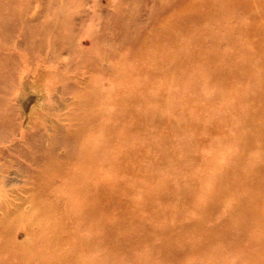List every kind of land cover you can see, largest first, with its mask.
<instances>
[{"label":"rangeland","instance_id":"374dc122","mask_svg":"<svg viewBox=\"0 0 264 264\" xmlns=\"http://www.w3.org/2000/svg\"><path fill=\"white\" fill-rule=\"evenodd\" d=\"M1 22L0 205L52 162L75 169L91 138L106 222L64 229L79 261L264 264V0H0ZM38 88L20 126L16 98ZM89 99L120 117L118 148L83 131ZM43 136L63 140L55 155Z\"/></svg>","mask_w":264,"mask_h":264},{"label":"bare ground","instance_id":"6f19581e","mask_svg":"<svg viewBox=\"0 0 264 264\" xmlns=\"http://www.w3.org/2000/svg\"><path fill=\"white\" fill-rule=\"evenodd\" d=\"M223 1L226 7L232 6L233 4L237 5L241 2H244V0H223ZM67 20L69 21V17ZM55 21H53V23ZM2 22H1V26H2ZM57 23L58 22H56V24ZM0 28H3V26ZM55 28L57 27L55 26ZM57 29L59 30L60 28ZM6 30H8V28ZM2 31L5 30L2 29L1 32ZM61 36L62 33L60 35V33L57 32V34L54 36V41H52L51 44L52 47L58 45L59 40H61ZM243 72L242 74H245L248 71L246 70ZM258 74H261L264 77V73L262 71L259 72ZM2 86L0 87L4 88V86L3 87ZM89 86L91 85L89 84ZM7 87L6 89H8ZM41 88L43 89V87ZM41 88L33 90L34 92L33 94H30L28 92L29 94L25 95V93H23L22 95H19L16 98L17 106L19 110L20 126H28L31 116L35 113V111L37 109L43 108L45 102L44 98L46 97V95H44V91ZM9 90L11 91V89ZM95 101L96 99L93 100V103ZM114 101L116 104H118L117 101H120V97L118 96L117 98L114 99ZM85 104L87 108L84 114L86 115L88 111H91L93 115L91 114L89 115L88 118L85 119V125L83 126V131L90 133V131L93 129L91 126H88V124H93L94 125L93 128H94L97 125V123H99L98 129H99V133H102V139L104 141L108 140L107 144L111 143L113 147L118 148L121 145V136H120L121 131L119 130L120 117L111 114L109 110H101V109L97 110L96 104L91 107L90 99L87 100ZM10 105L12 104L10 103ZM6 106L8 107L7 104ZM1 109L2 108H0V110ZM6 109L5 112H7ZM108 117H111L113 120L106 121L105 119ZM3 128H4V124H3ZM3 128L1 129L3 130ZM7 130L10 131L9 129ZM66 137L64 139H66ZM43 140H44L43 144L45 146V150L49 152V154L51 155L56 154L54 152L57 151L58 148H60L61 141L63 142V140H60L55 136L47 137V138L43 136ZM66 140L65 142L67 144V142H69L68 141L69 139ZM70 142H72V139ZM71 144H73V142ZM78 144L80 147V153H79V160L75 163V165H77L75 169L73 167L72 169L70 167H66L64 172L60 173V167L58 165L56 166L55 162H52L50 166H48L46 171L43 172L44 174L38 179L36 185L33 184L32 187H27V189L24 188V186L21 187L19 190L13 189L14 191H12L13 192L12 194H10L9 192L12 198L8 196V198H5L4 202L2 201L3 203L0 205V214H2L3 217H5V220L7 222L4 223L5 220L0 218L1 221L0 257L5 256V259L8 262V264H88L87 261H85L84 259L82 260V262L79 261L77 254L75 253V248L71 252L72 249L70 250L67 246L69 245L71 248H73V244L71 243L70 240L63 238L62 233L63 231H65L64 229L67 228L68 235H71V232L72 233L74 232L75 234L76 230L78 232L79 228L83 224L82 219L84 217L88 219L89 217L92 216L91 215L92 213H95L97 217H99V222H101L99 230L103 231V227L105 226V222H106L105 220L106 212L104 209L105 206L102 204L103 200H101V198L105 197V195H103V185L106 182L104 181L103 176H100L98 177V179H96L92 175L90 165L93 159L92 154L94 151L93 150L94 145L92 146L91 138H84L83 142H80ZM78 144H77V148H78ZM78 162H81L82 166H79V164H77ZM85 171H87V175H89V181L87 185L85 184L79 185L80 178L84 175ZM5 177L7 176H4V179H7ZM22 179L24 178H20V176H18L14 180L18 184V182H21ZM8 182L11 183L10 181ZM84 198L88 199L89 204L84 209H81L79 203ZM104 202L106 203V199H104ZM93 206H98L99 208H96V210L93 211ZM5 224H8L10 226L9 230L11 229V231L14 232L13 234H10L9 233L10 231L7 232L5 227H3ZM82 241L86 242L87 238L85 239V237H83Z\"/></svg>","mask_w":264,"mask_h":264}]
</instances>
